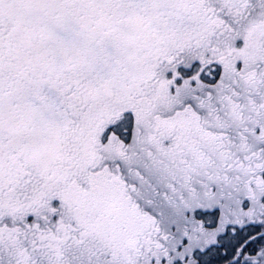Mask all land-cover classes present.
<instances>
[{
	"label": "snow or ice",
	"instance_id": "obj_1",
	"mask_svg": "<svg viewBox=\"0 0 264 264\" xmlns=\"http://www.w3.org/2000/svg\"><path fill=\"white\" fill-rule=\"evenodd\" d=\"M0 264H264V0H0Z\"/></svg>",
	"mask_w": 264,
	"mask_h": 264
}]
</instances>
